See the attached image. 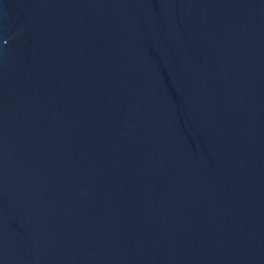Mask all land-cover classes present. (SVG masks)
<instances>
[{
    "label": "water",
    "instance_id": "1",
    "mask_svg": "<svg viewBox=\"0 0 264 264\" xmlns=\"http://www.w3.org/2000/svg\"><path fill=\"white\" fill-rule=\"evenodd\" d=\"M0 264H264V0H0Z\"/></svg>",
    "mask_w": 264,
    "mask_h": 264
}]
</instances>
